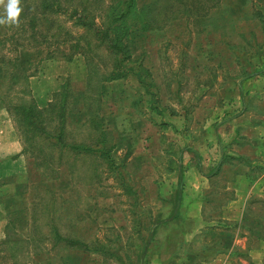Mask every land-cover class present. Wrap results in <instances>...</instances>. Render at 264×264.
Segmentation results:
<instances>
[{
	"label": "rangeland",
	"instance_id": "obj_1",
	"mask_svg": "<svg viewBox=\"0 0 264 264\" xmlns=\"http://www.w3.org/2000/svg\"><path fill=\"white\" fill-rule=\"evenodd\" d=\"M222 5L225 7L223 13L227 16L226 37L220 36L218 32L203 35L205 53L201 56L202 60L197 61L200 63L196 64V68L200 66L197 70L186 71L183 75L176 72L182 54L181 46H178L175 40L178 36L177 32L171 25L138 38V55L132 57V62H142L150 71L154 92L158 98L157 107L166 115L169 113L176 115L179 112L181 116L187 114L183 127L177 122L180 131L182 130L180 136L188 142L187 145H193L191 147L201 154V158L204 159L205 156V160L207 156L220 154V148L218 144L208 146L210 141L203 123V111H200L201 120L194 115L192 118V114H189L192 102L195 105L198 99L196 96L192 98L193 92L208 84L207 79H210L211 89L219 85L216 90L221 88L218 91L219 96L223 98L217 97L218 92L217 94L212 92V96L207 97L206 100L211 101V104L219 99L224 103L230 102V98H233L230 97L232 87L228 79L244 80L254 74L255 70L258 72L256 67L264 68V27L251 13L253 9L264 14V0H223ZM107 6L108 1H105L100 9L95 10L96 22L106 15ZM55 17L54 23L61 24L64 30L71 31L73 35L82 34L83 28L76 26L73 20L66 16ZM19 50H21L20 57L17 63L15 61L16 66L9 65L16 76L14 85L8 88L9 81L0 79V241L5 237L6 223H9V231L14 229L15 232L26 236L31 214L35 217V221L31 224L33 236L35 238L50 236V220L46 215L41 196L47 198L51 196L50 193L45 192L51 189L58 193L54 199V207L58 217L55 218V223L59 232L64 236L78 237L88 242L91 248L86 251H71L60 247L51 251H42L40 255H30L23 244L11 243L0 246V264H264V237L262 238L264 234L260 232L262 236L258 237L259 235L250 233L249 227L252 226L250 219L243 224L246 228L242 226L224 228L228 232L220 235L219 246L213 248L210 241L202 240V236L184 241V238L174 233V230V237L170 234L172 230H167L166 233L159 231L156 238L154 236L147 244V248H144L158 216L156 211L169 194L167 185L175 181L174 177L170 178L168 170L173 169L176 160L156 152L162 147L164 154L174 156L179 153L181 156L183 153L181 148L186 147V144L182 145L183 140L180 139L177 131L173 132L169 123L162 121L160 117H164V114L158 116L149 111V96L139 87L135 76H128L124 80L126 88L135 89L133 95L127 96L125 100L120 99V107L108 102L106 97L104 99L108 114L126 113L133 117L137 116L145 123L144 136H148L149 140L143 143V148L150 149L151 153L155 152L157 155L149 162L143 163L141 171L136 167V162L130 161L127 162L126 169L121 167L120 172H108L103 168L102 172L95 174L90 167L91 161L84 157L78 161L79 168L77 167L73 174L61 172L60 174L65 173L64 178H52L50 172H42L38 169L32 158L20 154L22 145L18 131L2 99L8 94L13 100H17L22 95L32 96L40 106H44L66 79L71 80L75 89L83 88L86 65L80 55L74 56L71 60L65 58L66 44H61L57 48L50 45L35 50L20 47ZM98 53L100 56L94 64L99 73H102L111 68L112 58L104 48H99ZM15 54L14 51L10 52L9 57H14ZM189 54L195 55V51L188 49L186 53L188 58H190ZM195 63L196 61H192V66ZM129 65L130 63H126V66ZM1 75L0 65V77ZM226 81L229 83L227 84ZM222 89L225 91L221 92ZM200 91L202 89H199ZM172 92L175 94L172 95ZM180 92L183 99L179 97ZM187 94L191 98H188ZM122 95L121 93L119 98ZM130 97L134 99L131 103ZM249 112H246L245 116H249ZM227 113H230L229 110ZM209 119L207 121L212 126L216 125L217 121L213 122V118ZM71 134L79 140L85 139L87 130L77 127L71 131ZM187 134L190 135L191 140H185ZM241 142L245 143V140ZM204 150L207 154H204ZM17 153L19 155L13 158L12 155ZM184 155V160L190 157L194 162L192 155L188 156L185 152L183 158ZM186 162L185 167L188 164L192 165L194 171L192 172L196 173L195 163ZM261 171L259 168V172H243L246 175L243 179H247V175L250 179L246 180L248 182H243L242 191L237 192L239 201L226 208L227 218L235 215L238 217L241 209L244 210L240 204V201L245 199L244 194L253 190V194L263 191L264 172ZM227 173L230 175L232 172ZM197 178L200 179L199 175ZM221 178L220 184L225 183L227 179L223 176ZM255 178L258 179L257 182ZM231 195L220 194L219 200H225ZM203 196L213 197L210 193H203ZM203 210L204 216H210L211 209ZM253 228L258 227L253 225ZM166 234L168 237L165 238ZM217 237L214 236V240ZM45 246L49 248L51 241L45 243ZM218 252L221 253L224 262L212 261L216 259ZM184 255L187 256V263L184 262L186 259Z\"/></svg>",
	"mask_w": 264,
	"mask_h": 264
},
{
	"label": "trees",
	"instance_id": "obj_2",
	"mask_svg": "<svg viewBox=\"0 0 264 264\" xmlns=\"http://www.w3.org/2000/svg\"><path fill=\"white\" fill-rule=\"evenodd\" d=\"M105 1H108V12L96 22L95 10L100 9ZM222 1L22 0L24 11L20 17L19 27L0 25V65L2 66L0 79L9 81L8 88L14 85L16 76L9 65L16 66L20 57V47L35 50L50 45L57 48L61 44L67 45L65 54L67 60L77 55L84 58L86 76L81 89H75L71 80L66 79L44 106H40L32 96L27 98L26 95H22L17 100H13L8 94L2 99L18 131L22 145L20 154L32 158L35 166L42 172H50L52 178L60 177L61 172H75L76 168H79L78 161L84 157L91 161L90 167L95 174L102 172L103 168L108 172H120V165L113 157L116 143L110 124L114 121L113 114L106 112L105 84L135 76L139 87L149 96V111L158 116L163 115L162 110L157 107L158 98L154 92L150 71L142 62H132V57L138 52V38L146 36L151 31L173 26L178 35L175 40L178 42L177 45L181 46L182 54L176 72L183 75L188 70L195 71L200 67L196 68V64H200L197 61L205 53L203 35L218 32L220 36L226 37L227 16L223 13L225 7ZM3 12L4 9L0 7V14ZM251 13L264 27V14L253 9ZM57 15L73 20L76 26L83 28L82 34L73 35L71 31L64 30L61 24H55ZM99 48H104L112 58L111 68L102 73H99L94 64L100 56ZM188 49L194 50L195 55L189 54L190 58H188L186 55ZM13 51L16 53L15 56L9 57L10 52ZM192 61H196L194 66L191 64ZM126 63L130 65L126 66ZM209 82L210 79H207L206 83ZM119 95L120 93L115 97L117 101L121 99ZM70 127L86 128L87 137L79 140L71 134L73 129ZM18 155L19 153L12 157ZM45 192L51 194L48 198L41 196L46 215L50 220V236L43 235L42 238L33 236L31 224L35 221V217L31 214L26 236L15 232L14 229L9 231V223H6L5 237L0 241V246L19 242L25 246L30 255H40L42 251H51L60 247L71 251L89 250L91 247L88 242L78 237L64 236L59 232L55 223V218L58 217L54 207V199L58 193L51 189ZM251 218L258 228L250 226V233L259 235L258 237L262 236L260 232L264 234V188L261 193L253 194L246 200L238 227L246 228L243 224ZM151 235L150 231L145 249ZM50 241L51 246L46 248L45 243Z\"/></svg>",
	"mask_w": 264,
	"mask_h": 264
},
{
	"label": "crops",
	"instance_id": "obj_3",
	"mask_svg": "<svg viewBox=\"0 0 264 264\" xmlns=\"http://www.w3.org/2000/svg\"><path fill=\"white\" fill-rule=\"evenodd\" d=\"M256 69H258V72L255 70L254 74L244 80L232 78L228 79L230 83L226 81L232 87L230 97L233 99L230 98V102L224 103V101L221 102L219 99L211 104V101H207L206 98H210L212 92H216L215 94L218 92L217 97L220 95L218 90L221 88L216 90L219 85L211 89L210 83L204 85V87L197 88L195 90L196 93L194 91L192 94V98L196 96L198 99L195 105L192 102V109L189 114H192V118L194 115L195 118L201 120L200 111H203V123L207 130L208 141H210L208 146H216L218 144L220 154L207 156L206 160L205 156L204 159L201 158V154L196 152V150L194 151V148L191 147L193 145H187L188 142H185L180 136L182 134L180 126L182 125L183 127L186 120L185 115L187 114L184 113L181 116V112H175L176 115H170V113L166 115L162 110L165 116L160 118L163 119L162 121L169 123L168 125L172 127L173 132L177 131L180 139L183 140L182 145L186 144V147L182 146V152H187L188 156L192 155L194 162L190 160V157L184 160L185 155L183 158V153H181V156H179V153L173 156L164 154L162 147L157 150V154L160 152L162 154L159 155L170 156L177 163L174 164L173 169L168 170L170 171L168 172L170 178L171 176L174 177L175 181H172L173 184L167 185L169 194L156 211L158 216L154 223V228L151 230L150 240L154 236L156 238L159 231L172 230L170 234L174 237V230V233H177L178 236L181 235L184 241H191L195 237L202 236V240L210 241L213 248L214 246H219L220 235H225L228 232L224 228H227V226L238 227V224H240L243 209H241L242 211L238 217L235 215L228 218L225 210L232 203L235 204V201H239L237 200V192H241L243 182H248L246 180L250 179L249 175H247V179H243L246 176L243 172H259V168L262 170L261 172H264V68L256 67ZM125 83L126 81L122 80L105 84V96L109 100L108 102H113L114 105L120 107V101L115 99L118 93L123 94L121 98L124 100L127 96L133 95L135 88H126ZM199 89H202V91L199 92ZM222 91L224 92L225 90L222 89ZM174 94L172 92V95ZM179 97L183 99L181 92ZM187 97L191 98L188 94ZM219 97L223 98V96ZM132 101L134 99L131 98L130 103ZM204 107L206 109L209 108V110H204ZM197 110L199 112L196 113L195 111ZM228 110L230 113H227ZM129 111L130 109L128 113ZM246 112H249V116H245ZM120 115L118 113L113 114L112 120L114 123L110 124L113 128L116 143L113 157L116 163L120 165V169L121 167L126 169L127 162L134 161L136 162V167L141 171L143 163L149 162L157 154L155 152L151 153L150 149L143 148V143L149 140L148 136H144L146 125L143 120L126 113H121ZM209 118H213V122L217 121L216 125L212 126L207 121L210 120ZM177 122H180V126H178ZM159 126L162 129V126ZM188 139L191 140L189 134L185 137V140L188 141ZM242 140H245V143H242ZM204 154H207V151ZM186 161L195 163V166H197V169H195L196 173H193L192 165L188 164L185 167ZM226 172L232 173L228 175ZM64 174H61L60 178H64ZM197 175H199L200 179L197 178ZM221 176L227 179L223 184H220ZM253 191L244 194V201H240L241 208H244L246 200L253 194ZM203 193H210L213 197H205ZM220 194L225 196L232 195L231 197H226L225 200H219ZM203 209H211L212 211L209 212L210 216H204L203 212L205 211ZM253 221L254 219L251 218L252 223L250 222V225L256 226ZM168 234L164 237H168ZM214 236H218L217 239L214 240ZM216 256V259L212 261L219 263V260H222L221 253L218 252ZM223 257L225 258V256ZM184 258H186L184 262L187 263V256L184 255ZM222 261L224 262V260Z\"/></svg>",
	"mask_w": 264,
	"mask_h": 264
},
{
	"label": "clouds",
	"instance_id": "obj_4",
	"mask_svg": "<svg viewBox=\"0 0 264 264\" xmlns=\"http://www.w3.org/2000/svg\"><path fill=\"white\" fill-rule=\"evenodd\" d=\"M0 7L4 9L3 14H0V25L19 27L24 11L22 0H0Z\"/></svg>",
	"mask_w": 264,
	"mask_h": 264
}]
</instances>
